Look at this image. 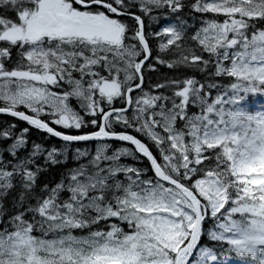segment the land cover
<instances>
[{
	"label": "snow or ice",
	"instance_id": "6c2138e0",
	"mask_svg": "<svg viewBox=\"0 0 264 264\" xmlns=\"http://www.w3.org/2000/svg\"><path fill=\"white\" fill-rule=\"evenodd\" d=\"M258 98L264 0H0V264H264Z\"/></svg>",
	"mask_w": 264,
	"mask_h": 264
},
{
	"label": "trees",
	"instance_id": "16d2710c",
	"mask_svg": "<svg viewBox=\"0 0 264 264\" xmlns=\"http://www.w3.org/2000/svg\"><path fill=\"white\" fill-rule=\"evenodd\" d=\"M257 103L260 104V103H264V99H261V98H258L257 99ZM7 119H10L9 117L7 116H4V115H0V121H3V120H7ZM49 143H57L58 145V142L56 140H50Z\"/></svg>",
	"mask_w": 264,
	"mask_h": 264
}]
</instances>
